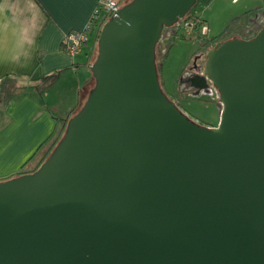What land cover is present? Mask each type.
I'll list each match as a JSON object with an SVG mask.
<instances>
[{
	"label": "water",
	"instance_id": "1",
	"mask_svg": "<svg viewBox=\"0 0 264 264\" xmlns=\"http://www.w3.org/2000/svg\"><path fill=\"white\" fill-rule=\"evenodd\" d=\"M195 2L130 0L103 23L63 136L0 182V264H264V25L205 52L219 120L199 126L155 63Z\"/></svg>",
	"mask_w": 264,
	"mask_h": 264
},
{
	"label": "crops",
	"instance_id": "2",
	"mask_svg": "<svg viewBox=\"0 0 264 264\" xmlns=\"http://www.w3.org/2000/svg\"><path fill=\"white\" fill-rule=\"evenodd\" d=\"M101 1L0 0V83H14L10 98L0 101V182L34 170L78 110L103 11L79 54L65 53L62 41L85 27Z\"/></svg>",
	"mask_w": 264,
	"mask_h": 264
},
{
	"label": "rangeland",
	"instance_id": "3",
	"mask_svg": "<svg viewBox=\"0 0 264 264\" xmlns=\"http://www.w3.org/2000/svg\"><path fill=\"white\" fill-rule=\"evenodd\" d=\"M123 4L120 3V6ZM261 10H264V0H196L187 18L205 21L207 36L196 34L191 37L186 35L183 29L175 28L176 34L173 37L162 39L161 47L156 52L155 63L159 68L158 74L164 94L197 125L216 126L219 120V105L217 91L209 82L202 90L188 85L187 80L193 75V67H201L207 49L218 42L229 40L233 36L238 39L254 37L264 25L259 17ZM256 15L257 23L253 28L251 20L254 21ZM99 18H107V12L103 11ZM167 45L169 46L166 51ZM95 56L96 50L94 58ZM90 79L86 90L93 86L92 77ZM82 103L81 101L79 107Z\"/></svg>",
	"mask_w": 264,
	"mask_h": 264
},
{
	"label": "built area",
	"instance_id": "4",
	"mask_svg": "<svg viewBox=\"0 0 264 264\" xmlns=\"http://www.w3.org/2000/svg\"><path fill=\"white\" fill-rule=\"evenodd\" d=\"M120 4L115 2L114 0H103L99 3V6L95 10L94 14L92 15L89 22L85 25V27L76 32H70L67 33L62 41V47L65 53H67L70 56H75L79 54L82 49L85 47L89 34L93 31V29L96 27L98 14L100 11H106L107 12V18L106 20L115 13L116 10L120 9ZM188 17V16H187ZM185 17L182 19L176 28L183 29L184 33L186 35H190V31L192 29L198 31V34L202 37H206L208 30L206 24L200 20V19H188ZM101 26H98L97 30V37Z\"/></svg>",
	"mask_w": 264,
	"mask_h": 264
},
{
	"label": "trees",
	"instance_id": "5",
	"mask_svg": "<svg viewBox=\"0 0 264 264\" xmlns=\"http://www.w3.org/2000/svg\"><path fill=\"white\" fill-rule=\"evenodd\" d=\"M130 0H128L127 2H129ZM126 2V3H127ZM125 3V4H126ZM124 5V4H123ZM190 12H191V10L188 12V14L186 15V17L190 14ZM251 29V28H250ZM176 34V32H175V28L174 29H164L163 30V38L164 39H166V37L168 36H171V37H173L174 35ZM96 37H97V35H96ZM249 39H251V38H249ZM162 41V40H161ZM161 41H160V43L158 44V46H157V51L160 49V47H161ZM168 46L169 45H167L166 47H165V49H166V51H167V49H168ZM93 62V61H92ZM157 70H159V68H157ZM159 75V74H158ZM55 78V75H52V76H49V77H45L44 79H43V84H47V83H49V82H51L53 79ZM159 83H160V86H161V88H162V82L160 81V79H159ZM88 87V86H87ZM92 88V87H91ZM91 88H89L88 90H86L85 91V93L83 94V96H82V102L85 100V98H86V96H87V94H88V92H89V90L91 89ZM14 89V83H13V80L12 79H9V78H5L4 80H2L1 81V83H0V101L1 102H4V101H7V99H9L10 98V96H11V91ZM163 90V89H162ZM164 92V91H163ZM81 103V102H80ZM187 116V115H186ZM187 118L188 119H190L188 116H187ZM191 120V119H190ZM191 121H193V120H191ZM194 122V121H193ZM195 123V122H194ZM63 136V134L59 137V139L55 142V143H53L52 144V146L50 147V149H49V151L47 152V154L44 156V158L41 160V162H39V164H38V166L49 156V154L51 153V151L53 150V148L56 146V144L58 143V141L60 140V138ZM37 168V167H36ZM35 168V169H36ZM35 169L34 170H32V171H30L29 173H31V172H33V171H35Z\"/></svg>",
	"mask_w": 264,
	"mask_h": 264
},
{
	"label": "flooded vegetation",
	"instance_id": "6",
	"mask_svg": "<svg viewBox=\"0 0 264 264\" xmlns=\"http://www.w3.org/2000/svg\"><path fill=\"white\" fill-rule=\"evenodd\" d=\"M257 17H258V15H256V18H254V21L251 20V25H252L253 28L256 27V24L255 23H257L256 22L257 21ZM259 17H261L260 18V21L262 23H264V10H261L260 11V16ZM192 74L193 75L191 76V78L187 80L188 85L191 86L192 88L196 89V90L197 89L198 90L204 89L205 87H203L202 81L199 78V75H200V67L194 66L193 69H192Z\"/></svg>",
	"mask_w": 264,
	"mask_h": 264
}]
</instances>
